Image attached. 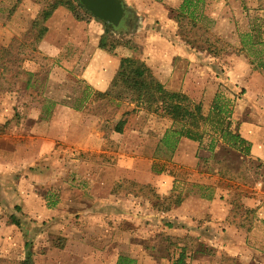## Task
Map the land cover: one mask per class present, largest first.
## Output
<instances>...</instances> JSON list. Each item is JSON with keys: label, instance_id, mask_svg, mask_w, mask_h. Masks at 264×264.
<instances>
[{"label": "rangeland", "instance_id": "rangeland-1", "mask_svg": "<svg viewBox=\"0 0 264 264\" xmlns=\"http://www.w3.org/2000/svg\"><path fill=\"white\" fill-rule=\"evenodd\" d=\"M59 1L0 0V45L18 39L0 60V264H116L119 255L174 264L180 250L170 237L183 239L179 246L212 247V255L202 252L212 258L204 264H264V148L252 153L255 140L264 141V0H204L198 7L123 0L118 26L85 7L58 5L46 22V47H33L32 20L42 4ZM182 9L195 10L200 26L186 18L180 28ZM201 26L229 46L217 59L205 55L198 84L187 88L209 115L202 140L181 137L171 150V136L164 139L175 127L171 119L137 107L120 86L98 95L84 74L102 35L121 43L114 55L152 62L157 47L170 51L157 35L178 45L200 40ZM176 80L166 87L182 91ZM228 125L248 139L251 153L226 143ZM128 180L152 184L160 196L113 191ZM193 210L227 216L237 241L227 247L226 230L198 235L175 226L180 213ZM196 255L185 264H197Z\"/></svg>", "mask_w": 264, "mask_h": 264}, {"label": "trees", "instance_id": "trees-1", "mask_svg": "<svg viewBox=\"0 0 264 264\" xmlns=\"http://www.w3.org/2000/svg\"><path fill=\"white\" fill-rule=\"evenodd\" d=\"M187 6H197L201 1L204 0H185ZM58 5H63L70 10H75L78 7L84 8V5L79 0H60L53 4H42V7L38 11L36 17L32 20L31 26L28 29V33L31 36V44L34 47L39 42L44 39V36L48 32V26L46 22L53 15L55 9ZM188 7V9H189ZM198 14V13H197ZM195 13V10L191 12H186L184 9L180 10L177 14V20L180 24L179 27L185 28L186 24H183V19H188L190 25L200 26L199 20ZM204 29L200 40H190L186 41L193 45L198 46L199 43H204L207 45V49L211 54L215 56L220 55L224 50L228 48V44L224 43L223 40L217 36L213 35L210 30L204 26ZM18 39H13V42H17ZM8 46L0 45V60L4 59V55L13 47L14 43ZM99 48L116 54V48L121 44L117 40H107L104 35L101 36L99 41ZM130 41L124 42V46L129 45ZM255 45V43H253ZM245 48V44L243 45ZM20 72H17V75ZM114 86H120L129 90L132 94V102L136 104L137 107L145 109L148 112H153L165 116L173 121L175 127L169 130L164 139L171 136L172 143L171 150L176 146L179 138L186 137L192 140H202L203 133L200 131L203 123L208 119L209 115H206L203 110V105L201 102H194V100L183 91H176L168 89L165 84L156 76L154 70L142 59L133 58L131 56H122L120 59V65L112 79L111 82ZM98 95L107 96L106 92L96 91ZM214 111L218 114L223 112L220 105L215 104L213 107ZM123 123L124 121H120ZM121 130V129H120ZM222 137L225 139L226 143L239 150L245 151L246 154L249 153L251 144L245 139L239 132H234L230 129L229 125L222 132ZM166 140V141H167ZM115 193H121L123 191L133 194L136 197H143L146 199H152L154 196L159 197L160 194L157 193L155 187L149 183H139L137 181L128 180L125 183H116L114 190ZM12 221L19 223L16 215L12 216ZM173 240L175 247H179V256L175 259L174 264H185L187 258V253L190 250L196 249L195 245H192L188 240L184 242V245L179 246L178 242L183 239L170 237ZM202 245V244H201ZM204 245H202L203 247ZM196 251H201L212 255L214 249L212 247H205L203 249H196ZM20 264H33L32 260H23ZM116 264H136V258L130 255H119Z\"/></svg>", "mask_w": 264, "mask_h": 264}, {"label": "crops", "instance_id": "crops-1", "mask_svg": "<svg viewBox=\"0 0 264 264\" xmlns=\"http://www.w3.org/2000/svg\"><path fill=\"white\" fill-rule=\"evenodd\" d=\"M47 26H48V32L46 34V37H44V41L42 40V43L40 45L41 48L46 47L45 44L47 43L49 34L51 32L50 30L51 26L49 25V22ZM157 36L159 37V40H161L162 42H165L166 44L167 42L169 43V50H170L169 54H165V50L163 48L157 47L154 52L155 53L154 61L147 62L145 61V59L144 61L154 70L156 76L164 84L165 83L168 84L170 88L174 86V82L178 81L176 79L179 78L180 82L182 83L181 86L182 91L186 93L187 88L190 84L191 85L198 84L199 77L195 74L199 73V71L202 70L205 63L203 62V60H205V55L210 59L219 58L218 56H215V54L214 55L211 54L208 49H203L199 46H193L189 44L187 41H180L178 43L179 47L177 48L178 45H174L173 43L174 40L172 38L171 39L167 38L166 36H163L161 34ZM13 37L14 34L10 33V38L8 40L11 41ZM178 40H180V38H178ZM54 45L49 43L48 44L49 49L47 50L48 51L55 50L56 47ZM120 59L121 56L108 53L101 48H97L96 50H94L92 58L89 61V67L86 70V73L84 74L90 87H93L94 89H96V91L106 92L110 87L112 79L120 65ZM165 60H167L166 61L167 63L165 62L162 63ZM177 60L180 61L179 62L180 64L183 63L182 65L185 66L184 69H182V65L179 68L174 67L173 62L174 61L176 62ZM164 64H167L168 67L163 68ZM239 133L241 134V132ZM243 137L247 139L245 136ZM263 143L264 141L261 139L255 140L253 148L250 147L249 152L251 153V148H252V153L254 154L259 153L258 151L260 150L262 152L264 148ZM193 197L195 196H192L191 198ZM187 211H183V213H180L181 218H177L179 220L176 221L177 224H175V226L180 224L182 228L183 227L184 229L186 228V231L190 229L189 231H191V233L196 232L198 233V235L200 234L203 235L206 232L217 233L218 229L222 231L226 230V232H224L225 234L222 236L221 239L223 240L222 241L223 244L227 243L226 244L227 247L234 244L235 241H237L235 240V238L231 237V234L230 235L228 234L229 233L228 231L231 227L227 219V216L221 218L214 210L211 211L193 210L189 212ZM171 215L173 216L174 213L172 212ZM202 235L196 236L198 237L197 238L198 241H203V239H205V236L202 237ZM223 237L225 238V240L223 239ZM214 242L215 243L217 242L218 244V239ZM194 253H197L195 257L197 264H199L200 262L204 264L205 260L208 263L209 260L212 259L211 257L204 256L202 252L201 253L197 252L196 249L194 251L188 252L187 258H191ZM203 260L204 262H202Z\"/></svg>", "mask_w": 264, "mask_h": 264}, {"label": "water", "instance_id": "water-1", "mask_svg": "<svg viewBox=\"0 0 264 264\" xmlns=\"http://www.w3.org/2000/svg\"><path fill=\"white\" fill-rule=\"evenodd\" d=\"M95 17L118 26L126 15L123 0H79Z\"/></svg>", "mask_w": 264, "mask_h": 264}, {"label": "built area", "instance_id": "built-area-1", "mask_svg": "<svg viewBox=\"0 0 264 264\" xmlns=\"http://www.w3.org/2000/svg\"><path fill=\"white\" fill-rule=\"evenodd\" d=\"M258 187H259V189H261V190L264 189V177H263L262 180H260V182L258 183Z\"/></svg>", "mask_w": 264, "mask_h": 264}]
</instances>
